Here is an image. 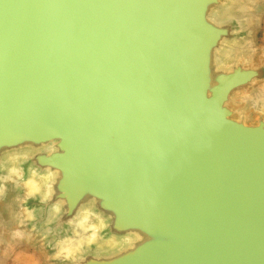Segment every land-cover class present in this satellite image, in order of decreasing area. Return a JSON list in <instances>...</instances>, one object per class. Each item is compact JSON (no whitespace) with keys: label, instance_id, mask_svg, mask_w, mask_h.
<instances>
[{"label":"water","instance_id":"water-1","mask_svg":"<svg viewBox=\"0 0 264 264\" xmlns=\"http://www.w3.org/2000/svg\"><path fill=\"white\" fill-rule=\"evenodd\" d=\"M260 11L264 0H0V159L29 151L25 178L29 165L60 171L51 200L18 204L19 219L35 209L23 231L48 257L95 198L105 237L143 239L93 245L80 264H264ZM5 229L0 216V241Z\"/></svg>","mask_w":264,"mask_h":264},{"label":"clouds","instance_id":"clouds-1","mask_svg":"<svg viewBox=\"0 0 264 264\" xmlns=\"http://www.w3.org/2000/svg\"><path fill=\"white\" fill-rule=\"evenodd\" d=\"M49 154L55 151V146H49ZM32 159L29 151H13L0 159V199H3L7 191V184L12 183L16 188L23 187L24 197L17 200L21 205L26 204L28 199H33L39 195L40 203H47L56 195V185L60 178V171L50 166L41 171L38 167L29 165L28 176L25 178L24 165ZM66 201L60 199L51 205L50 211L59 216ZM23 218L18 220V227H23L25 222L36 219L35 209L22 207ZM110 217H105L102 211L96 209V200L82 203L66 222L71 228V234L65 235L55 241V251L49 259L58 261H68L70 264H80L84 258L86 250L93 245L110 249L126 250L135 248L143 239V236L134 230H129L122 236L109 235L105 237L103 233L110 227ZM51 223V220L47 221ZM35 230V225H33ZM13 239H23L24 234L19 230L12 232Z\"/></svg>","mask_w":264,"mask_h":264},{"label":"rangeland","instance_id":"rangeland-1","mask_svg":"<svg viewBox=\"0 0 264 264\" xmlns=\"http://www.w3.org/2000/svg\"><path fill=\"white\" fill-rule=\"evenodd\" d=\"M256 26L255 41L259 51H262L264 50V11H260L257 16ZM7 191L0 200V216L6 221L5 233L0 241V264H52L42 244L28 236L23 231V227H18L21 213L17 197L24 196V189L9 185ZM14 230L22 232L24 238L13 239L11 234Z\"/></svg>","mask_w":264,"mask_h":264},{"label":"bare ground","instance_id":"bare-ground-1","mask_svg":"<svg viewBox=\"0 0 264 264\" xmlns=\"http://www.w3.org/2000/svg\"><path fill=\"white\" fill-rule=\"evenodd\" d=\"M263 89H264V88H261L260 92H261V91H264ZM260 92H259V93H260ZM263 93H264V92H263ZM244 97H245V100H248V99H250V98H252V97H255V96H252V94H248V93H247V94H245Z\"/></svg>","mask_w":264,"mask_h":264}]
</instances>
